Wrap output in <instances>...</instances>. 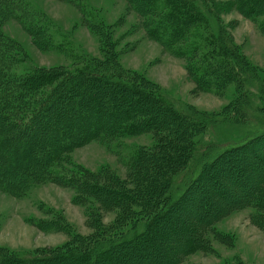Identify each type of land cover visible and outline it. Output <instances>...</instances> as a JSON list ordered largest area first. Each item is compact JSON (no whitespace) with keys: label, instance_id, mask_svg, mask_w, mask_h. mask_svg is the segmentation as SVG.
Returning <instances> with one entry per match:
<instances>
[{"label":"rangeland","instance_id":"obj_1","mask_svg":"<svg viewBox=\"0 0 264 264\" xmlns=\"http://www.w3.org/2000/svg\"><path fill=\"white\" fill-rule=\"evenodd\" d=\"M137 1L5 0L0 5V76L11 78L13 81L8 83L13 85L34 73L42 74L48 82L52 80L20 96L15 94L16 108L0 106V114L8 115L4 120L17 121L36 112L44 102L43 112L35 116L37 120L32 125L18 129L15 126L11 134H3L19 149H7V153L3 149L0 164L14 168V176L18 180L22 177L23 186L12 188L0 183V256L10 260L32 258L38 262L42 257L52 258L49 263L33 264H72L71 259L65 258L83 256L86 261L82 264H91L89 254L94 253L95 259L105 243H114L107 237L118 238L133 225L126 218H134L141 211L151 213L142 202L146 196L139 193L145 187L153 190L164 186L168 213L159 220L165 235L155 240L156 247L132 251L121 264H166V253L176 251L187 240L195 243L194 251L179 254V262L175 264H264V135L254 149L259 155L252 159L257 161L256 166L238 159L224 165L225 170L220 165L207 168L215 147L205 152L204 149L212 143L218 146L225 136L238 137L239 125L232 130L224 128L225 134L218 136L216 127L196 129L176 120L173 132L156 134L152 126L147 128L146 123L136 120L127 122L138 127L135 132L125 130L114 134V129L104 123L110 107L119 102L117 94L105 95L107 104L101 103L100 117L91 98L78 91L90 72H98L106 74L118 87L132 84L135 92L142 88L166 96L163 100L180 112L200 118L196 123L207 117L216 119L222 113L230 116L235 113L230 109L240 101L241 88L232 82L222 86L219 82L216 87L203 90L199 87L203 77L196 81L198 84L194 82L201 76L199 70L207 65L206 61H200L208 48L203 46V30L195 27L185 41L174 36L176 44L169 45L166 38L154 34L167 12L166 6L152 4L151 10L145 11L144 0L140 1L142 4ZM209 2L217 13L218 25H223L238 54L253 67L254 75L262 82L261 96L242 97L245 100L239 103L260 105L264 114V12L248 18L233 7V0ZM207 60L210 64L215 62V59ZM77 82L79 86H75ZM56 89L59 94L53 98L50 94L54 95ZM63 92L65 97L60 95ZM78 93L82 96L75 100ZM240 113L237 115L242 120ZM66 114L71 115L68 122L71 125L66 122L60 125L59 115ZM263 119L264 116L259 118ZM48 124H54L51 132L56 134L50 135L45 127ZM99 125L100 129H96ZM183 125L188 127L187 131ZM88 131L91 133L87 134ZM182 137L185 148L189 146L182 165V169L188 167L183 177L186 175L189 180L199 175L206 181L199 180L186 193L179 188L173 193L167 179L178 172L167 175L166 180L162 173H157L169 159L171 164L178 163L176 154ZM44 153L46 165L41 169L39 163ZM38 167L39 172H34ZM238 169L242 175L235 178L239 172L232 173ZM256 171L262 176L256 177ZM244 173L245 181L237 188L246 193L243 199L240 193L236 198L220 196L223 185L232 183L227 181L234 176L233 181L237 182ZM157 207L154 216L166 208V203L160 200ZM117 248L121 249L114 254L126 251L123 246ZM172 254L168 255L169 259Z\"/></svg>","mask_w":264,"mask_h":264},{"label":"trees","instance_id":"obj_2","mask_svg":"<svg viewBox=\"0 0 264 264\" xmlns=\"http://www.w3.org/2000/svg\"><path fill=\"white\" fill-rule=\"evenodd\" d=\"M140 1L142 2V0H139V4H142L140 3ZM4 2L5 0H0V5H3ZM136 2L138 1L136 0ZM157 3H159L160 6H166L167 8V12H165V16L160 21L161 25H158V27L154 29V34L157 38H166V41H168V44L173 45V44H176V41H173L174 36L178 39L180 38L179 41H182V40L185 41L187 38V35L189 36L192 33L193 29H195V27L201 28L203 32L205 33V44L203 46L208 47V48L204 52L206 55L203 56L202 59H200V61L202 60L206 61L207 65L203 66L204 68L202 70H199V74H201V76L199 75L198 78L194 81L196 84H198L196 81H200L201 80L200 77H203L204 81H201L202 85L199 84V87H201L203 90H206L208 88H211L212 86L216 87L217 84L219 85V82L221 86L227 82L229 83L232 82L236 86V88H241L242 90L241 95L245 99L247 98V96H253L254 94L258 96L262 95V93L260 92L262 91L260 90L262 86V82L254 75L255 72L253 70V67L249 65L247 62H245L243 58L238 54L237 48L233 46V44L230 42L228 38L227 33L223 31V25H218V22H217L218 20L215 17L217 13L214 7H212V5L210 4L209 0H144L143 8L145 11L146 10L150 11L151 10L150 7H152L153 5H157ZM233 7L242 16L248 17V18H254L256 14L264 12V0H233ZM197 48L196 50H198ZM196 50H193L192 52L195 53ZM192 52L189 53L188 56H191L193 54ZM207 58L215 59V62L210 64ZM201 65H204V63H201ZM192 68L193 67H190L191 73L193 71ZM90 77H86L85 85L79 84L81 85L79 86L77 82L75 83L77 84L75 86H79L78 91H82V95L87 94L89 98H91L92 104H95L94 109H96L97 112L99 109L98 113L100 117H102L101 113L103 111L101 107V103L105 101V103L107 104V98H105L106 97L105 95H108L109 97L110 94L111 95L117 94L116 96L119 97V100H118L119 102L110 107L111 112L108 113L107 121L104 123L105 126H110L112 129H114V134H120V132L123 133L126 131H128V133L135 132L138 129V127L132 123L136 120L143 121L142 123H146L145 126H147V128L152 126V130L156 132V134H162L161 132L163 131L173 132L174 131L173 127L175 126L174 122L176 120L185 121L187 122V123L184 122L186 126L189 125L190 127L192 126L196 129L199 128L200 126L216 127L217 128L216 133L218 134V136H220L221 134H225L224 128H230V130H232L236 126L239 125L238 129H240L241 134L238 137L235 136L233 138H230L229 136L228 137L225 136L224 137L225 139L223 141H220L221 144H219L218 146L214 145L215 143H212V145L210 144L204 149V152H205V150L211 149L212 146L215 147L214 154L211 156L212 158L209 160V163L206 164V167L210 168L216 165H220L221 169L225 170V168H222L224 167V165L235 162L238 159H240L241 161L245 160L246 162L247 161L251 162L250 164L255 163V166H256L257 161L252 162V159L254 160L256 159V157L259 156L255 150L258 147L257 146L258 142L262 139L260 138V136L264 135V119L261 121L259 120V118L264 116L262 107L260 105H254V104L244 105L242 103L245 99L242 101V97L240 96L239 102L242 101V103L238 102L235 104L234 107L232 106L230 110L232 112H235V113H231L232 116H230L228 113H222V114H219V116L216 119L211 120L210 117H207L206 120H200L199 123H196L200 118L194 117V115L192 116L188 112H185L183 110L180 112L177 109V107H174L172 104H170L166 100H163L164 98H166V96L164 95H161L158 93L154 95L150 90L142 89V88L140 91L135 92L133 90L134 86L132 84H128V85L124 84L126 86L122 85L123 87H118L117 85L114 84L115 82L112 79H109V77L107 78L106 74H103V73L90 72ZM21 80L22 82L18 84L16 83L15 85H13L11 83H8V82L13 81L11 78L0 76V106L1 108L2 106L4 107V109L9 108V110H12V108H16L15 105L17 104V102L13 101L14 99H16V98H13L15 94L20 96L19 94L26 93L31 90H35L37 86L44 84L45 81L48 82V80H45V77L42 76V74L40 73H34L32 75H27V78L24 77ZM4 83L6 85H4ZM109 84L113 85V89L110 88ZM116 88L119 89V91H116L115 90ZM57 89L54 92V95L53 93L50 94L51 97L54 98L56 97L57 94H59V91ZM105 89L107 90V92ZM79 93L75 95V100H78L77 98H79V96H82ZM60 95L61 97H65L66 93L63 92ZM47 100L48 99H46V101ZM43 103L39 105L38 107L39 109H37L36 112H32L28 114L24 120L19 119L17 121H14V120L6 121L4 119H7L8 115L0 114L1 116L0 142L2 143V144L0 143V146H1L0 152L3 149H5L3 151H5L6 153L8 151L7 149L11 151L12 150L16 151L17 149H19L18 145L15 146V144L10 143L9 140L5 136H3V134L4 133H6L7 135L11 134L10 131L13 127L15 128V126L18 129V128H23L26 125H32L35 122V120H37L35 116L38 113L40 114L43 112V108H44L42 107L44 105ZM239 112H241L240 114H243L242 120L237 115V113ZM44 114L45 113L41 114V116ZM55 116H57V114H55ZM69 116L67 117V114L64 115V117L62 115H59L58 122L60 121V125L61 123L65 124V122L66 124H69L68 123L70 121ZM52 117L54 118V115ZM128 121H131L132 123L128 124L127 123ZM51 124H48L45 127H47L46 129L47 131L50 132V135H54L56 134L55 131L51 132L52 131L51 128L54 124L52 126ZM241 124H244L243 125L244 129H241V126H240ZM98 128L100 129V125L96 129ZM183 128H185L184 131L188 130V127H185L184 125H183ZM88 133L90 134L91 131H88L87 134ZM162 140H164V138ZM180 141L179 142L181 144V148L176 154L178 156V160H177L178 163L176 164V162H174V164H171V161L169 159V161H167L165 163V166L162 168L163 170L157 173V175L159 173H162L163 179L166 180V178L168 177L167 175H171V174L178 172L175 176H172L171 178L168 177L169 179H167V182L170 181L171 186H173V193L178 188L179 190L183 189V191L186 193L187 190L189 191L190 189L195 187L199 180L202 183L206 181L205 180L203 182V179L199 178V175L189 180H187L188 177L186 175H185V178L183 177V173L188 168L185 166L182 169V167L184 166L183 163L185 162V156L187 155L186 150L189 149V146L185 148V142H184L183 137L182 139L180 138ZM56 148L58 150L59 148L58 145H56ZM162 149H165V147H163ZM197 149L198 147L196 145L195 152L197 151ZM51 152H54V149ZM43 155H44L43 159L39 163L41 169L43 168L42 166L46 165V158H45L46 153H44ZM2 165L3 164H0V183L7 184L8 186L12 188L14 186L22 187L23 179H21L22 178L21 177L18 180L17 179L18 177L16 178L14 176L15 174L14 168L10 169L8 168V166L6 167L5 165L3 166ZM18 166L22 167V165H18ZM40 167L35 168L34 172H39ZM24 168L25 166L23 164L22 175L26 174L25 173L26 171L23 170ZM236 172H239V174L238 176L235 175V178L241 177L242 173L240 172V169L235 170V172L232 174H235ZM255 173H256V177L262 176L261 174L257 173V171ZM215 175L216 174H213V176ZM152 178H150V180ZM216 178H217V175H216ZM216 178L212 177V179L214 180ZM245 178L246 176L244 173L243 177L239 178L241 180L238 179L237 182H235L233 181L234 180V176H233L232 180L227 181L228 183L232 182L229 186L223 185L225 188H222L223 193L220 196H223V197L229 196L232 198H236L238 196L237 193H240V198L243 199L246 193L242 192L241 190L237 188H238V185L242 181H245ZM16 180H18L19 182L17 183L14 182ZM211 183L209 184L211 185ZM248 186H251V185H248ZM248 190H251V189H248ZM165 191H166V188L164 186H160L159 188L156 187L153 190L151 189L147 190L145 187L144 191H142L141 194L139 193V195L141 197L146 196V201L142 200V202L144 203L145 210L151 211V213H144V211H141V213L136 214L134 218H129L128 220L126 218L125 220L128 223H133V225L130 226L129 228H126L124 230L123 235H121L118 238L116 235H111L107 237L111 242H114V243L111 244L109 241L105 243L108 246L105 245L103 249H99V254L98 256H96L97 259L96 258L93 259L94 253L89 254V259L91 261V264H97L96 260L97 261L99 260L98 262L100 264H112V263L121 264V262L124 263L123 260H126L124 259V257H127L132 251H136V250L139 251L143 247H146V249L152 246L156 247L153 244L155 243V240L159 239L161 235H165V232L162 229L163 224H161V221H160L162 218H166L167 213H168L167 208L169 206L168 205L169 200H168V197L164 195ZM211 196L215 197L214 194ZM160 200H162L163 203H166V208L164 207L165 209L163 208V210L160 211L159 215L154 216L155 213L159 210V208L157 207V202ZM186 207L188 208V206ZM112 239H114V241H112ZM194 244L195 243L192 240H187L181 245L179 244V247H177V250L179 253L177 252V250L167 252L166 254L168 255L170 253H174V254H172V257L170 259L168 258V255H165L166 257L164 256V262L166 264H167V261L170 264H175L179 262L178 255L179 254L186 255L188 253L193 252L195 248ZM119 246L121 247L123 246L126 249V251H123L124 254L122 253V251H117L116 254H114L115 250L119 249L117 248ZM124 248L122 249L125 250ZM81 257L83 256H76V257L70 256V257H66V258L64 257V258L67 260L71 259L72 264L85 263L86 261L85 258L82 259ZM155 257L157 256L155 255L154 258ZM120 258L122 259L120 260ZM40 259L41 260L39 262L35 261V259H32V258L26 259L23 257L21 258L15 257V258H12V260H10L6 257L0 256V264H21V263L22 264H33L34 262L49 263V261L52 260L51 256L42 257ZM132 263L128 262L127 264H132ZM136 264H139V263H136Z\"/></svg>","mask_w":264,"mask_h":264},{"label":"bare ground","instance_id":"obj_3","mask_svg":"<svg viewBox=\"0 0 264 264\" xmlns=\"http://www.w3.org/2000/svg\"><path fill=\"white\" fill-rule=\"evenodd\" d=\"M74 93V92H73ZM76 106V105H75ZM67 112V111H66ZM63 113V112H62Z\"/></svg>","mask_w":264,"mask_h":264}]
</instances>
